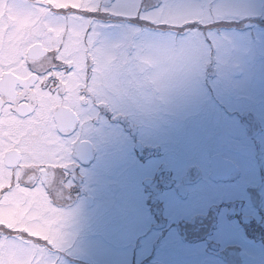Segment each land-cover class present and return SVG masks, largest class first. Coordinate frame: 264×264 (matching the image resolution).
<instances>
[{
    "label": "rangeland",
    "instance_id": "rangeland-1",
    "mask_svg": "<svg viewBox=\"0 0 264 264\" xmlns=\"http://www.w3.org/2000/svg\"><path fill=\"white\" fill-rule=\"evenodd\" d=\"M215 2L238 9L207 29L226 61L213 51L150 110L89 122L95 153L71 171L61 264H264V0ZM214 153L238 170L210 179Z\"/></svg>",
    "mask_w": 264,
    "mask_h": 264
},
{
    "label": "snow or ice",
    "instance_id": "snow-or-ice-1",
    "mask_svg": "<svg viewBox=\"0 0 264 264\" xmlns=\"http://www.w3.org/2000/svg\"><path fill=\"white\" fill-rule=\"evenodd\" d=\"M215 0H0V264H61L98 112L147 111L227 43Z\"/></svg>",
    "mask_w": 264,
    "mask_h": 264
},
{
    "label": "water",
    "instance_id": "water-1",
    "mask_svg": "<svg viewBox=\"0 0 264 264\" xmlns=\"http://www.w3.org/2000/svg\"><path fill=\"white\" fill-rule=\"evenodd\" d=\"M82 157L86 160L89 152L84 149ZM211 173L210 178H222L235 169V163L230 159L223 157L221 154H213L210 158ZM90 201V200H89Z\"/></svg>",
    "mask_w": 264,
    "mask_h": 264
},
{
    "label": "flooded vegetation",
    "instance_id": "flooded-vegetation-1",
    "mask_svg": "<svg viewBox=\"0 0 264 264\" xmlns=\"http://www.w3.org/2000/svg\"><path fill=\"white\" fill-rule=\"evenodd\" d=\"M259 19H261V18H259ZM248 23H250V22H248ZM260 25L262 26V27H264V20H261L260 21ZM257 25V23L256 22H251V26H256ZM105 113V109H103L99 114H102V113ZM84 139H88V140H90V138L89 137H83V138H81V142H83V140ZM87 142L86 143H81L80 145H79V147H78V149H77V152H76V154L74 155V161H75V159H76V163L74 164V167L71 169V171L72 172H74L75 173V169H76V167L77 166H80V167H85V166H90L91 165V161L89 160L88 162H83L82 160H81V157L80 156H82V154H83V152H84V150L83 149H86L87 148ZM94 147L95 146H93V145H91V153L92 154H94L95 153V149H94ZM74 173L71 175V177H73L74 176ZM80 175H78V177H77V181H79V179L82 177V176H84L85 177V173L83 172V173H79ZM70 177V178H71ZM70 191L72 190L73 192L75 191L73 188H71V189H69Z\"/></svg>",
    "mask_w": 264,
    "mask_h": 264
}]
</instances>
